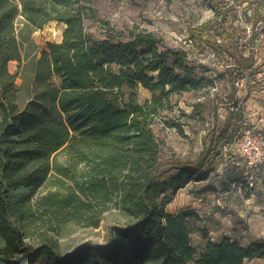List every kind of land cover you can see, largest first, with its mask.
Segmentation results:
<instances>
[{"label":"trees","instance_id":"16d2710c","mask_svg":"<svg viewBox=\"0 0 264 264\" xmlns=\"http://www.w3.org/2000/svg\"><path fill=\"white\" fill-rule=\"evenodd\" d=\"M94 1L0 0V264H247L264 259V242L244 248L230 238L208 240L198 256L190 221L200 218L198 212L168 210L181 189L208 180L217 170L214 154L230 138V125L198 160L183 161L166 152L154 131L155 117L173 94L200 90L204 83L214 86L203 76L211 69L191 50L166 47L155 33L138 27L117 30L99 20L101 36L89 33L85 21L96 17ZM212 3L214 22L189 28L188 36L194 48H217L234 61L215 78L230 83L226 101L235 105L233 114L241 121L237 85L256 64L264 9L246 12L252 35L237 41L230 24L234 7ZM52 22L66 26L62 41L48 43L31 58L44 72V92L23 110L17 75L9 65L16 61L21 67L23 45ZM54 77L61 81L59 91ZM139 86L154 92V98L140 103ZM62 152L66 165L56 160ZM49 182L56 189L42 193ZM113 211L126 222L109 228L106 244L89 241L73 252L61 251L56 236L67 225L97 228Z\"/></svg>","mask_w":264,"mask_h":264},{"label":"rangeland","instance_id":"374dc122","mask_svg":"<svg viewBox=\"0 0 264 264\" xmlns=\"http://www.w3.org/2000/svg\"><path fill=\"white\" fill-rule=\"evenodd\" d=\"M219 5L222 9L234 7L233 14L230 15L234 20L230 21V24L234 28L233 37L238 41L252 35V25L245 17L246 12L252 14L251 7L259 6L264 9V0H219ZM92 7L96 11V17L87 19L85 26L87 31L96 37H100L104 31L99 20L109 22L117 30L138 27L155 33L166 47L191 50L196 60L211 69L203 76L213 79L214 86L204 83L200 90L173 94L166 107L159 110L154 121V131L163 142L166 152L175 153L183 161L198 160L203 150L209 148L213 141L215 143L221 130L230 125V142L223 140L214 154L217 170L210 174L208 180L197 184L192 182L180 190L168 208L172 213L187 207L198 212L200 218L190 220L193 229L191 239L198 256L210 239L221 241L230 238L240 242L244 248L254 241L264 242V191L239 187L243 175L234 164L238 154L225 150V147L233 142L241 123L233 114L235 105L226 101L232 92L230 83L215 77L217 71L223 73L226 66L234 64V61L217 48H194L188 36L189 28L207 21L214 22L215 9L212 0H95ZM65 27L64 24L52 22L33 32L30 42L23 45L25 60L21 67L18 62L10 64V71L17 75L18 102L23 110L29 107L30 102L35 100L39 93L44 92V72L32 63L31 58L36 55L39 57L41 50L46 48L48 43H60ZM262 29L264 26L258 29L256 64L245 71L244 78L237 85L238 106H245V113L246 107L252 103L256 106L264 104ZM249 53L250 51L247 52ZM53 83L54 88L59 91L60 79L54 77ZM154 96V92L139 86L140 103L150 101ZM174 124L181 125V130L173 127ZM212 130L216 131L214 136L210 135ZM56 160L59 165L67 164L64 152L60 153ZM206 185L212 188L204 190ZM55 189L56 184L49 182L41 192ZM125 222V216L122 214L107 212L97 228L69 224L56 237L63 253L73 252L89 241L106 244L109 241V228ZM247 264H264V259H254Z\"/></svg>","mask_w":264,"mask_h":264},{"label":"built area","instance_id":"2783aa9c","mask_svg":"<svg viewBox=\"0 0 264 264\" xmlns=\"http://www.w3.org/2000/svg\"><path fill=\"white\" fill-rule=\"evenodd\" d=\"M240 123L233 142L225 150L238 154L234 164L243 175L239 187L264 191V127L249 124L245 118Z\"/></svg>","mask_w":264,"mask_h":264},{"label":"crops","instance_id":"0c3cea01","mask_svg":"<svg viewBox=\"0 0 264 264\" xmlns=\"http://www.w3.org/2000/svg\"><path fill=\"white\" fill-rule=\"evenodd\" d=\"M13 62H16V61H12L11 63H13ZM11 73H12V71H11ZM244 108H245V106H244ZM246 108H247V113L244 112V118L246 119V122H249L250 124H259V125L264 127V104H263V106H256L252 103V104H250V106H247ZM194 183L197 184L198 182H194ZM203 184H205V183H203ZM181 190H183V189H181ZM252 261H250V262H252Z\"/></svg>","mask_w":264,"mask_h":264}]
</instances>
